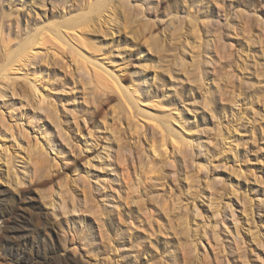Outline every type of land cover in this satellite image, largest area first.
Returning a JSON list of instances; mask_svg holds the SVG:
<instances>
[{
  "label": "rangeland",
  "instance_id": "374dc122",
  "mask_svg": "<svg viewBox=\"0 0 264 264\" xmlns=\"http://www.w3.org/2000/svg\"><path fill=\"white\" fill-rule=\"evenodd\" d=\"M101 1L0 0V264H264V0Z\"/></svg>",
  "mask_w": 264,
  "mask_h": 264
},
{
  "label": "bare ground",
  "instance_id": "6f19581e",
  "mask_svg": "<svg viewBox=\"0 0 264 264\" xmlns=\"http://www.w3.org/2000/svg\"><path fill=\"white\" fill-rule=\"evenodd\" d=\"M109 3H108V1L107 0H104V1H101L98 5H99V7H103L104 5L106 6V5H108ZM108 12H110L111 14H113V15H116V12H117V7L115 6V5H112L111 4V6H108ZM90 25V19H88V18H86V17H82V18H77V19H75L74 21H71V22H69V23H67L66 24V27L68 28V29H71V30H74L75 31V29L76 30H80L81 29V31H83V30H85V29H87L88 28V26ZM78 28V29H77ZM73 31V32H74ZM72 32V31H71ZM76 32V31H75ZM80 32V31H79ZM82 33H84V31L82 32ZM59 34V33H58ZM76 34V33H75ZM33 45H34V40H30V41H26V42H24L22 45H20V47L18 48V50H17V54H18V62H21V61H27V62H30L29 61V59L32 57H30V55H34L33 53V51H32V47H33ZM76 48V47H75ZM76 50V49H75ZM33 52V53H32ZM77 52V51H76ZM79 52V51H78ZM79 55V54H78ZM9 55H7V57H8ZM7 57L5 58V57H2V59H1V61L2 60H5L6 59V62L7 61H9L8 62V64L10 63V61H11V59H7ZM9 58V57H8ZM32 59V58H31ZM23 62H21V63H23ZM20 63V64H21ZM11 65V64H10ZM13 65V64H12ZM10 71V69H7L6 70V72L5 73H7V72H9ZM4 73V74H5ZM7 75L8 74H5L4 76L5 77H7Z\"/></svg>",
  "mask_w": 264,
  "mask_h": 264
}]
</instances>
